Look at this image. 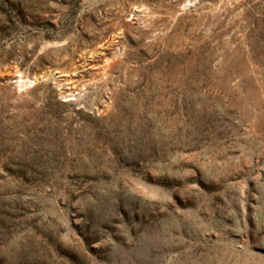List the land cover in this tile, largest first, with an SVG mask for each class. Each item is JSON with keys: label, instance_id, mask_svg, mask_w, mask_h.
I'll use <instances>...</instances> for the list:
<instances>
[{"label": "rangeland", "instance_id": "1", "mask_svg": "<svg viewBox=\"0 0 264 264\" xmlns=\"http://www.w3.org/2000/svg\"><path fill=\"white\" fill-rule=\"evenodd\" d=\"M0 264H264V0H0Z\"/></svg>", "mask_w": 264, "mask_h": 264}]
</instances>
